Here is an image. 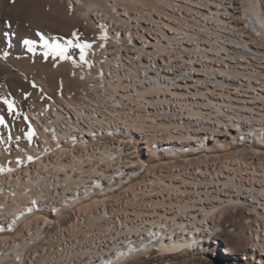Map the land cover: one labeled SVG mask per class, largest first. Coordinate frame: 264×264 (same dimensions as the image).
Instances as JSON below:
<instances>
[{"label": "built area", "instance_id": "1", "mask_svg": "<svg viewBox=\"0 0 264 264\" xmlns=\"http://www.w3.org/2000/svg\"><path fill=\"white\" fill-rule=\"evenodd\" d=\"M228 15L220 0H165L159 11L141 13L138 22L129 18L123 26L109 29L118 37L116 43L105 44L113 54L91 57L93 74L79 90L78 101L63 109L61 118H49L46 114L56 110V99L47 97L44 106L35 109H42L44 117L27 119L34 144L48 143L49 153L67 148V136L83 133L84 143H89V131L115 128L139 130L149 143L167 138L182 142L191 134H226L234 125L262 124L264 130V56L233 35ZM125 47H134V54H125ZM28 153L32 160L47 154L31 149ZM126 155L120 146L108 147L54 162L57 168L46 162L39 174L30 169L27 156L19 165L25 166V175L10 179L28 187L14 182L0 187L5 195L0 222L25 200H58L67 193V182L72 183L71 191L122 169ZM4 188L8 194H2ZM222 204L242 211L247 247L264 249V167L230 163L199 175L169 174L128 206L114 210L111 226L100 225L105 213L86 219L84 227L60 239L51 260L82 264L83 255H90L93 264L94 258L106 256L107 247L133 240L140 229L170 237L196 235V228L221 231L220 224L207 227V216Z\"/></svg>", "mask_w": 264, "mask_h": 264}, {"label": "bare ground", "instance_id": "2", "mask_svg": "<svg viewBox=\"0 0 264 264\" xmlns=\"http://www.w3.org/2000/svg\"><path fill=\"white\" fill-rule=\"evenodd\" d=\"M9 1L0 0V96L9 98L10 91L14 89H21L22 91L30 90L28 79L18 74H12L10 71L11 63L5 60L6 56L4 58L5 52L12 57L14 47L17 41H20L19 36L22 33L19 30L13 33L15 36H12V33L8 32L10 39L7 41L2 31V22L5 18L12 19L14 23L16 21L24 22V25L25 22L30 23L31 26L34 23H38L39 33L43 34L49 43L55 42L58 44L55 33L63 34L62 29L68 31L64 33L68 40H74L75 36L73 34L78 29H84V34L86 30L93 37H91V40H87L91 44V47L86 50L87 63L80 61L79 50L74 53L72 52L74 54V60L71 59V63L67 64L56 55H54L55 59L50 56L45 57L43 53L48 51V49L38 48L41 51L39 52L38 50V53H42V56L38 55V59H35L38 61V67L43 69L47 67H60L63 70L61 86L70 95L67 94L64 97L55 98L56 101L52 107H55L58 112L52 109L51 115L46 114L49 118H61V115L64 113L63 109L78 101L79 90L86 88L93 74L90 68L91 57L109 56L113 54V50L111 51L105 44L117 41L118 37L111 36L108 30L111 28L114 29L115 26H123L129 18H133L138 22L141 13L150 15L159 11L165 0H51L47 5L48 10L43 8V12L42 5L44 3L41 2V4L38 0H14L13 4H10L11 1ZM220 2L229 13L228 23L233 28V35H240L242 42L264 56V13L263 6L259 0H220ZM44 9L48 12L44 11ZM53 11L68 13L67 15L70 14V18L68 21L62 19L60 12L51 13ZM75 15H77V18ZM53 23L57 26L53 25ZM30 25H25L24 32L32 38L36 29L33 31V27L31 28ZM59 27L62 28L59 30ZM48 29L54 32L50 34L51 32H47ZM37 36V40L40 41L39 36ZM85 39L86 37L83 40L85 41ZM121 40L123 39L121 38ZM118 45L119 47L121 46L119 43ZM21 46L24 53H29L23 45ZM17 48L19 47L17 46ZM125 54H134V47H125ZM34 58L35 54L33 56ZM14 60L16 61V59ZM27 60H29L28 57ZM16 64L15 66L18 67V62ZM36 75L34 73V76ZM37 78H39V75ZM30 106L31 108L26 113L27 119L37 120L44 117L42 109L35 110L41 108L42 105H38L32 99ZM220 138L237 139L239 140V146H242L244 143L252 146L256 143L264 148V130L262 124L234 125L231 126V130L226 134H191L187 135V139L182 142H175L174 138H167L164 143H149L145 135L136 129L115 128L107 131H89V143H84L83 133H76L66 137L65 147L67 148L52 150L49 153H47L48 143H40V148L34 144V141L31 144L29 143V148L31 150L33 149L36 153L41 151H43L42 153H47L43 159H38L30 165V169L35 170L34 173L36 172L37 174L42 171L46 162H52L51 166L57 168L54 162L72 161L75 155H83L92 151H103V149L108 147L111 149H119V146L122 147L127 154L126 162H123L122 169H114L110 174H104L101 179L92 178L90 182L80 183L78 186L72 188L71 191L69 190V185L72 183L69 184L67 182L63 187L64 192L67 193L62 195L58 200H41V197H39L41 201H23L21 208H16L15 211H11L10 217L0 222V231L2 228H5L4 232H8L7 236L0 238V264H55L51 260V256L53 257L57 254L60 239L72 235L73 232L86 225V219L100 213H105L104 216L100 217V225L111 226L113 224L114 210L128 206L142 192L150 189L158 180L168 177L173 172L182 171V175H199L204 172L216 170L217 167H224L230 163H248V165L264 167V157L259 156H233L220 160L202 161L199 164L192 161L193 159L187 158L183 162L176 163L172 161L169 166L161 167L157 172L153 171V173L148 174L151 165L150 160H157L162 164V158L176 160L180 159L177 157L184 153L189 155L196 154L197 148L195 146L208 150L209 146L205 143H215ZM74 144L80 145L74 146ZM15 150L20 152V156L19 159L10 162L12 167L25 164L27 156L31 155L25 151L24 153L22 151L23 148L19 145L16 146ZM167 163L166 161L163 164ZM151 166H154V164ZM144 174H146V179L143 176ZM17 175H25V169L16 168L8 176L1 177L0 187H5L7 184L14 182V186L20 184L24 188H27L28 186L25 183L10 179L16 178ZM66 177L69 179L70 174H66ZM8 190L6 192L5 188L2 189V194H8ZM14 190L20 193L18 190L21 189L14 188ZM123 193L125 198L121 197L123 199L120 198L121 200L118 203L115 202L113 205L108 204V201L112 198L117 201L118 196ZM36 194H39V192H36ZM4 196L1 195L0 191V205L2 204V198ZM19 198L23 200L25 196L19 195ZM225 210L237 211L235 210V206L222 204L213 210V215L207 216V227H214L215 224H220L221 231H207L204 228H196V235L195 233H187L170 237L167 233L140 229L139 236L134 237L133 240H125L121 246L112 245V247H107L106 256L94 258L93 264H123L131 260L143 258L152 250L157 251V255L160 257L192 252L204 255L208 252V247L212 245L215 246V249L219 248L218 251L220 253L232 255L235 251L239 250L238 245L230 248V245L226 243L225 247L220 246L217 248L218 238L221 233H233L232 235L237 236L242 225L239 222L236 228L232 230L228 228L225 222L221 223ZM34 213L35 215L37 214L35 217H28ZM30 218L34 219L32 220L34 221L33 224H30V221H26ZM14 232H17V234L11 237L10 234ZM247 252L250 257L264 259V249L247 247ZM234 259L236 258L234 257ZM61 260V258L58 259L56 264L62 263ZM82 264H91L90 255H83Z\"/></svg>", "mask_w": 264, "mask_h": 264}, {"label": "rangeland", "instance_id": "3", "mask_svg": "<svg viewBox=\"0 0 264 264\" xmlns=\"http://www.w3.org/2000/svg\"><path fill=\"white\" fill-rule=\"evenodd\" d=\"M10 1H9L10 4H13L14 0H10ZM38 1L40 3L42 2L45 4V5L44 4L42 5V12H43V8L47 9L48 8L47 7L48 2L51 0H38ZM259 2L263 6V13H264V0H259ZM46 9H44V11L48 12L47 11L48 9L47 10ZM59 12L60 11H53L51 13H59ZM63 13L60 12L61 18L66 19L68 21L70 18V16H69L70 14L67 15L68 13H64V14ZM75 17L77 18V15H75ZM66 20H65V22H66ZM20 22L21 21H16V23H14L13 20L10 18H7V19L5 18L2 22V31L4 32L3 36L5 35L4 38H6L7 41L10 39L8 32H11L12 36H15V35H13L14 32H16V31L18 32L19 30L22 31L21 35L19 36L20 41H17L18 45L17 44L15 45L14 53H13L12 57H11V55H7L6 58H5V56H4V58L6 61L11 63L10 71L12 74H14V75L18 74V75H21V76L26 77L28 79V82H29L28 84L30 86V90L22 91L21 89H18V90L14 89V90L10 91L9 98H11L15 101L16 107L18 109V113L16 114L15 118L8 117L6 107L3 104L0 105V114L4 115L6 117V121H7V125H8L7 127L0 126V167H4L3 171L0 172V178L1 177L4 178V177L8 176L12 172H14V170L16 168L25 169V166L12 167L11 166L12 164H10V162L12 160L19 159V156H20V152L15 150V148H14L15 144L21 146L23 148V150H22L23 152L24 151L29 152V149H30L29 143L31 144L33 142V133H32V131L28 132V126L26 125V121L24 119V117H26V113H27L26 110L28 109L29 103L31 105L32 99L38 105H43L45 103V102H43V100L47 97L57 98V97L67 96V94H68V91L61 86V79H62V74H63L62 71L63 70H61L60 67H53V68L47 67V68L43 69V68L37 66L38 61H36L35 59L36 58L38 59V57H37L38 55L42 56V53H38V50L41 48H43L45 50V48L42 47V45H41L42 42L37 40V38H36V36H37L36 32L37 33L40 32V31H38L39 30L38 23H36V24L34 23L31 26L30 23L25 22V25H27V26L30 25L31 28L33 27V31L36 29L34 31L33 35L31 34L33 37L31 36L32 38H30V35H26V33L24 32L25 31L24 28H26L24 25V22H21V23ZM26 23H28L29 25ZM17 25H19V26H17ZM35 25L37 28L35 27ZM53 25L57 26L55 23H53ZM61 28L62 27H59V30ZM62 30L61 31L63 32V34L55 33V35H57L56 42L58 43V45H65L67 43V41H69L65 37V34H64V33H67L68 31L67 30L65 31L64 29H62ZM81 30L82 29H78L74 32V33H76V36H75L74 40H72L73 42H81L82 43L84 41L83 39L85 37H86V39L84 42H87V40H89V39L91 40L93 38L91 35H89V33L86 30H85V32L87 34L86 33L84 34V32H83L84 29L82 31ZM47 32L48 33L51 32L50 34H52L54 31H52L51 29H48ZM87 35L89 38L87 37ZM25 37L26 38L29 37V39H32L34 41V45H35V46L33 45L34 50H35L34 52L24 53L22 51L21 41ZM82 37H84V38H82ZM45 40L48 41L47 38H45ZM39 42H40V44H39ZM20 43H21V45H19ZM17 46L20 49L17 48ZM36 47H37V50H36ZM15 50H17L16 54H15ZM75 51H78V49H76V48H72V49L69 48L68 49L67 54H68V56L71 57L72 60H74V54L73 53ZM39 52H41V51L39 50ZM30 53H32V54H30ZM34 54H35V58L33 59ZM21 55L22 56L25 55V56H23V58H21L22 57ZM26 55H27L29 60H27ZM8 56L11 58V60H10V58L8 59ZM48 56L55 59L53 54H50ZM13 57H16V58H13ZM14 59H16V61ZM71 59H69V60L63 59V61L68 64V63H71V61H72ZM19 60H21V61H19ZM14 61H15V63H14ZM16 62H18V64L20 66L18 65V67H16L15 66V65H17ZM35 62H36V64H35ZM13 66H15L16 68ZM17 68H19V69H17ZM29 68H30L31 72H30ZM58 68H60V69H58ZM34 73H36L37 75L34 76ZM38 75H39V78H37ZM33 83L36 85V87L32 86ZM68 95H70V93ZM25 96L27 98H25ZM34 96H36V97H34ZM37 97H39V98H37ZM26 132H28V136L31 137L30 142H29V139H27L25 137ZM17 138H19V139H17ZM238 142H239V140H237V139L233 140L231 138H220L215 143L214 142L213 143H211V142L205 143L209 146L208 150L206 148H203V147L200 148L198 146H195L197 148L196 154H192V155L190 154L189 155L187 153H184V154H181L179 157H177L180 159H176V160L169 159V158H166V159L162 158L161 163L163 164L164 162L167 161L168 162L167 164L162 165V164H160V161L150 160L151 165L154 164V166L150 165V169H149L148 174L153 173V171L157 172L159 170V168L161 169V167L164 168L165 166H169L172 161H175L176 163L177 162H183V160H185L187 158L193 159L192 161H195L199 164L202 161L220 160L223 158H228V157H233V156H243V157L259 156V157H264V148L261 147L260 145H257L256 143H254L252 146H248L244 143L242 146H239ZM39 148H40V146H39ZM198 151H200V152H198ZM42 152L43 151L39 152L38 155ZM188 156H190V157H188ZM41 158L43 159L44 157H39V158H36L35 160H31L30 165L35 163L38 159L41 160ZM155 164H157V165L155 166ZM20 167H22V168H20ZM10 168H13V170H9ZM6 174H8V175H6ZM143 176L145 179L147 178L146 174H144ZM121 197L125 198L124 193L120 194V196H118L117 201H115V199L112 198L110 201H108V204L113 205V204H115V202L118 203L119 200L123 199ZM36 215L34 213L33 215L30 214V216H28V217H32V216L35 217ZM222 216H223V219H221V223L225 222V224L228 225L229 229L233 230L234 228H236V225L239 222L242 225L241 230L238 232L237 236L232 235L233 233L232 234L221 233V235L218 238L219 241H218L217 248L220 246L225 247L226 243L230 245V248H233L236 245H238L239 250L235 251V253L232 255H225L223 253H220L218 251L219 248L215 249V246L212 245V246L208 247V252L205 253L204 255L196 254V253L192 252V253H186V254L179 253V254L160 257L157 255L158 254L157 251L152 250V251L148 252L146 254V256L143 258H140L138 260H131V261L123 263V264H264V259L257 258V257H250V255L247 252V243H246V238H245V233H244L242 211L241 210H237V211L225 210L223 212ZM32 218H30L31 220L27 219L26 221H30L29 223L33 224L34 221H32V220H34V219H32ZM4 229L5 228H2V230L0 231V238L8 235V232L7 233L4 232L5 231ZM17 232L10 234V236L13 237L15 234H17ZM18 238H21V237H18ZM234 257L236 259H234Z\"/></svg>", "mask_w": 264, "mask_h": 264}, {"label": "snow or ice", "instance_id": "4", "mask_svg": "<svg viewBox=\"0 0 264 264\" xmlns=\"http://www.w3.org/2000/svg\"><path fill=\"white\" fill-rule=\"evenodd\" d=\"M39 36L40 41L42 42V47H44L45 49H48V51H45L43 53V55L45 57H47L49 55V53L51 52V54L59 56L60 59H71L70 56L67 55L68 53V49L69 48H76L79 50L80 53V61L83 63H87L86 60V50L88 48L91 47V44L89 42H73L72 40L67 41V43L65 45H58L55 42L49 43L48 41L45 40V37L43 36V34L38 33L37 34ZM74 36H76V33L73 34ZM22 45L26 48L27 51L29 52H33L34 51V41H32L31 39L25 38L21 41ZM8 53L5 52L4 56H7ZM33 87H36V85L33 83L32 85ZM25 98H27L25 96ZM0 103H2L7 110V116L8 117H13L15 118L16 114L18 113V109L16 107L15 101L11 98H7L4 96H0ZM25 121H27V117H24ZM0 126H5L7 127V121H6V117L2 114H0ZM32 129L29 126L28 128V132H31ZM28 132L25 133V137L27 139H29V142L31 140V137L28 136ZM19 139V138H17ZM28 160H32V157L29 156Z\"/></svg>", "mask_w": 264, "mask_h": 264}]
</instances>
